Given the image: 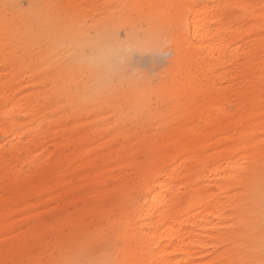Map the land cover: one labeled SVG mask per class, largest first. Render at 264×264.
Instances as JSON below:
<instances>
[{"label":"bare ground","instance_id":"6f19581e","mask_svg":"<svg viewBox=\"0 0 264 264\" xmlns=\"http://www.w3.org/2000/svg\"><path fill=\"white\" fill-rule=\"evenodd\" d=\"M123 1L140 8L152 5L178 24L188 20L189 33L178 39L183 69L181 81L176 83L180 96L173 100L174 108L165 113L159 130L145 140L115 146L119 135L109 134L107 140L94 143L98 128L89 135L83 133L77 127L83 112L60 107L53 99L75 94L61 80L73 69L58 65L52 70L53 64L36 63L29 70L31 75L39 74L33 79L36 88L22 93L18 81L26 61L6 50L4 30L0 32V52L5 62H15L16 75L0 81V131L9 136L0 145V189L17 182L18 193L26 195L60 185L85 188L95 180L105 184L121 177L108 210L129 227L128 232L121 231L131 237L124 243V263L199 264L201 247L217 238L232 244L243 231L242 225L264 210V205H258L264 189L260 185L264 181V0H211L214 3L206 10L194 0ZM235 6L248 15L245 22L231 27L223 16ZM6 35L12 36L10 32ZM231 100L240 111L229 107ZM55 107L60 112L52 124L45 111ZM18 113L26 119H20ZM48 136L53 149L47 146ZM151 146L156 152L149 155L150 160L139 161L136 151ZM121 154L117 168L105 166ZM64 162L70 170L59 176L57 169ZM99 162L105 167L94 171ZM135 173L141 174L139 180ZM196 184L201 192L194 197ZM141 185L146 187V196L143 202H136L130 194ZM119 190L125 191H121L122 198L115 197ZM83 224L79 220L73 226ZM115 233L99 231L95 235L99 248H105ZM38 235L27 231L25 241L18 244L12 239L16 245L13 257L39 244ZM31 237H35L32 243L28 242ZM7 245L12 243H4L1 249ZM221 254L224 256L207 261L248 264V259H237L234 251Z\"/></svg>","mask_w":264,"mask_h":264},{"label":"rangeland","instance_id":"374dc122","mask_svg":"<svg viewBox=\"0 0 264 264\" xmlns=\"http://www.w3.org/2000/svg\"><path fill=\"white\" fill-rule=\"evenodd\" d=\"M194 1L203 10L210 9L214 3ZM129 4L132 3L123 0H0V32L12 34L11 37L3 35V45L19 60L26 61L18 81L22 93L36 88L33 79H38L39 74L31 75L29 71L34 64H53L52 70L58 65L72 68L73 73L61 80L71 85L67 90L80 94L77 97L66 93L53 99L58 100L60 107L83 112L77 123L83 133L89 135L98 128L94 143L116 134L119 136L115 146L125 143L130 146L134 140L153 136L162 125L165 113L174 108L173 100L180 96L176 83L181 81L183 68L178 60V39L189 33L188 20L178 24L167 12L158 11L152 5L140 8ZM247 15L246 10L235 6L223 19L232 27L245 22ZM14 63L5 62L0 52V81L16 75ZM229 105L232 110H241L234 100ZM52 108L45 114L55 124L60 108ZM18 114L20 119H26L24 114ZM108 122H113L112 126H102ZM125 127L128 130H123ZM139 131L142 132L139 134ZM8 140V134L0 131V145ZM46 141L48 148L53 149L49 136ZM136 152L137 159L146 162L156 149L142 147ZM122 154L105 166L117 168ZM60 167L59 176L70 170L65 162ZM104 167L99 162L94 171ZM134 176L139 180L141 174ZM120 178H110L105 184L95 180L85 188L60 185L26 195L18 193L17 182L1 188L0 264H125L124 243L131 237L122 232L129 227L108 210L113 206L112 191L119 187ZM260 185L264 188V181ZM121 191L125 192L117 191L116 198L125 195ZM145 191L146 187L141 185L132 190L130 198L143 202ZM200 192L196 184L191 196ZM258 205H264V189ZM79 220L84 224L75 228L73 224ZM242 227L243 231L230 245L229 241L217 238L201 247L198 263L211 264L207 260L228 250L234 251L239 260L248 259V264H264V210ZM113 230L117 233L110 235L105 248H99L95 235ZM27 231L39 232L36 236L39 244L29 250L22 249L13 257L16 245L12 239L17 244L25 241ZM139 236L144 237L141 233ZM34 238H28V242L32 243ZM8 242L12 246L1 249Z\"/></svg>","mask_w":264,"mask_h":264}]
</instances>
